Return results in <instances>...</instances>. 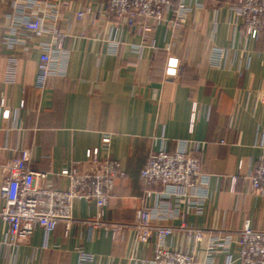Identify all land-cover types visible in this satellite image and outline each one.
<instances>
[{
	"label": "crops",
	"instance_id": "1",
	"mask_svg": "<svg viewBox=\"0 0 264 264\" xmlns=\"http://www.w3.org/2000/svg\"><path fill=\"white\" fill-rule=\"evenodd\" d=\"M64 1L58 27L68 36L66 74L39 89V45L51 39L14 34V1L0 0V188L5 165L24 151L31 170L47 173L41 185L65 189L67 179L55 174L93 148L118 161L125 176L115 179L101 218L93 202L78 200L69 229L64 222L48 236L38 229L20 245L9 242L0 220V264H79L78 250L93 256L91 264L151 259L156 238L140 242L135 227L145 192L140 172L154 153L173 152L182 141L200 147L193 153L209 176L208 198L201 215L155 222L173 229L166 246L194 254L198 264H241L237 233L264 232V195L250 183L264 154V33H246L235 0L199 1L178 27L172 15L146 20L151 32L108 14V0ZM214 47L227 50L221 68L211 66ZM224 235L233 236L229 250L211 253V238Z\"/></svg>",
	"mask_w": 264,
	"mask_h": 264
},
{
	"label": "built area",
	"instance_id": "2",
	"mask_svg": "<svg viewBox=\"0 0 264 264\" xmlns=\"http://www.w3.org/2000/svg\"><path fill=\"white\" fill-rule=\"evenodd\" d=\"M12 27L14 34H34L48 37L51 41L41 42L36 87L43 89L52 77H63L70 54L68 36L59 29L58 20L64 0H13ZM206 0H108L106 12L123 19L128 18L139 32H151L146 20L166 21L173 16L172 23L178 27L186 23L194 10ZM194 2V4H193ZM196 2V3H195ZM232 10L242 21L246 33L258 39L264 33V0H235ZM84 12H78L82 18ZM167 17V18H166ZM12 45V43L10 44ZM227 50L214 47L210 63L221 68ZM176 73V65L168 68ZM15 71L7 76L14 82ZM264 104V92L260 95ZM195 109V107H194ZM109 137L103 139L108 145ZM199 145L182 141L173 152L159 150L149 157L140 172L145 188L141 209L138 212L137 238L148 242L156 238L151 259H137L135 264H198L194 254L176 251L166 246L167 238L173 233L170 226L157 225L163 219L185 218L188 213L201 215L208 198L209 176L202 170L199 158L193 153ZM29 153L24 151L19 158L9 160L4 167L7 177L0 188V220L8 225L7 238L15 245L24 243L38 229L46 235L53 233L60 222L69 229L73 221V207L78 200L93 202L103 216L115 187V179L125 176L121 164L113 159L99 157V148L89 149L86 158L70 169L56 173V177L67 179L68 186L58 189L51 184H38L47 178V173H38L28 167ZM251 189L264 195V154L250 175ZM157 187L159 189L155 190ZM99 225V221L93 222ZM186 228V227H185ZM195 239L204 238V231L187 229ZM116 235L119 229L115 228ZM239 260L241 264H264V232L245 227L238 233ZM232 235L213 236L211 253L228 251ZM79 264H91L93 256L78 250Z\"/></svg>",
	"mask_w": 264,
	"mask_h": 264
}]
</instances>
